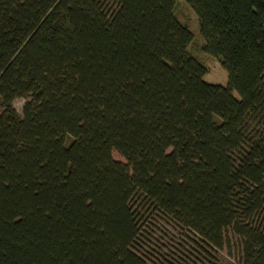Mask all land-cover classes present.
<instances>
[{
  "label": "trees",
  "instance_id": "1",
  "mask_svg": "<svg viewBox=\"0 0 264 264\" xmlns=\"http://www.w3.org/2000/svg\"><path fill=\"white\" fill-rule=\"evenodd\" d=\"M174 1L0 0V264H176L137 203L264 264V0H184L225 84Z\"/></svg>",
  "mask_w": 264,
  "mask_h": 264
},
{
  "label": "rangeland",
  "instance_id": "2",
  "mask_svg": "<svg viewBox=\"0 0 264 264\" xmlns=\"http://www.w3.org/2000/svg\"><path fill=\"white\" fill-rule=\"evenodd\" d=\"M176 18L192 33V40L186 51L206 67L203 78L207 82L225 84L226 72L216 57L204 53L203 40L198 32L194 12L184 0H175L173 6ZM264 30V22L262 25ZM235 95V93H234ZM24 99L15 98L12 105L20 113ZM111 157H121L111 151ZM139 234L134 250L149 262L168 260L176 264H238L241 256V240L229 230L221 248L207 245L191 231L177 225L168 217L152 213L143 203H137ZM135 208V206H134Z\"/></svg>",
  "mask_w": 264,
  "mask_h": 264
}]
</instances>
